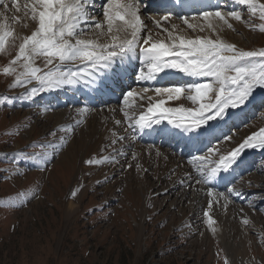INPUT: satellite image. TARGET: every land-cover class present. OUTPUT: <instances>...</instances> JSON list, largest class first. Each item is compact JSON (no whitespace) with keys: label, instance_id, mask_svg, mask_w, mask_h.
Returning a JSON list of instances; mask_svg holds the SVG:
<instances>
[{"label":"rangeland","instance_id":"1","mask_svg":"<svg viewBox=\"0 0 264 264\" xmlns=\"http://www.w3.org/2000/svg\"><path fill=\"white\" fill-rule=\"evenodd\" d=\"M25 2L20 0L21 8ZM221 5L218 10L222 12H241V21L228 17L231 29L223 25L216 33L207 29L203 33L198 29L193 31L183 26L174 14L167 27L171 30L172 22L180 24L183 34L191 38L208 34L212 38L219 36L238 50L264 48V33L259 31L264 21L259 19V10L252 16L247 5L234 2L232 6L224 1ZM6 14L20 17L19 23L10 21L14 35H30L35 30V23L26 18L23 11L15 13L10 7ZM161 15L156 12L153 16L157 19ZM146 24L153 33L157 32L152 22ZM15 54V49L11 54L0 53V99L8 98L0 104V264H224L225 258L228 264H264V212L259 211L264 209V149H245L238 166L229 172L228 184L217 181L218 188L214 185L213 197L202 195L200 199L201 191L207 193L209 185H198L195 179H188L189 175L197 176L193 156L206 154L213 146L226 153L243 138L264 127V89H257L242 111L231 110L233 114L225 119L224 127L222 121L211 122L214 130L209 132V138L208 133L201 137V144H190L181 135L162 136L167 132L164 131L168 126L166 121L154 134L140 132L135 142H131L130 137L121 142L120 136L131 133V129L124 132L127 121L120 111L124 107L123 96L111 105H96L88 88L86 91L80 88L78 95L76 90L72 92L74 89L64 87L54 90V98L49 93L53 98L51 103L42 98L44 94L49 96L48 92L32 100L24 99L26 88L34 86L35 81L26 88H13L15 76L2 71ZM36 65L43 67V61L38 59ZM63 96L71 100L77 97L80 102L58 107V99ZM131 102L136 109L146 110L147 105L141 104L139 97ZM180 103L192 106L186 100L166 103V106L178 107ZM85 106L89 111L81 116L78 109ZM61 111L65 112L64 118L57 114ZM93 112L99 118L107 117L106 121L113 124L110 142L117 140V143H104L105 149L101 146L100 151L88 145L71 148L78 133L73 129L74 123L79 120V127L86 126ZM60 118L65 120L62 124H59ZM117 120L123 123L117 125ZM69 129L70 133L65 135ZM52 132L56 135H50ZM230 133L233 139L225 141L223 137ZM145 137L147 141L143 140ZM48 142L54 144L55 151L46 147ZM108 145L125 154L118 155L108 149ZM148 146L177 161L171 177L179 186L170 194L173 183L166 181L168 176L162 173L154 157L148 158L145 174L140 173L143 175L140 179H124L129 165L137 159L136 154ZM45 151L54 159L44 170L38 168L36 159L25 158ZM250 153L253 154L251 159L247 157ZM105 157H109L107 162ZM90 158L104 160L106 164L88 165L85 161ZM79 183L82 187L79 186L77 196L71 198V192ZM229 187L236 191L229 194L226 191ZM221 192L229 199L220 197L216 203L227 201L228 210L224 209L221 214L220 227L214 224L209 227L203 213L209 211V215L216 218V203L212 209H208L207 203ZM71 202L73 211L69 210Z\"/></svg>","mask_w":264,"mask_h":264},{"label":"snow or ice","instance_id":"2","mask_svg":"<svg viewBox=\"0 0 264 264\" xmlns=\"http://www.w3.org/2000/svg\"><path fill=\"white\" fill-rule=\"evenodd\" d=\"M235 2L247 5L252 16L259 10V19L264 21V3H258V0ZM95 4L96 0H26L21 8L18 0H10V4L0 0V7L4 9L0 12V53L11 54L12 49L16 50L2 71L5 75L15 76L13 88H26L35 81L34 86L26 88L24 99L32 100L39 94L80 84L100 90L106 79L117 74L118 64L121 70L126 71V62L138 58L140 68L135 79L147 86H141L139 91L130 89L123 94L124 107L120 111L127 121L124 132L131 129V133L120 136L119 141L130 137L131 142H135L138 133H148L166 121L171 128L164 131L181 135L195 145L203 143L201 137L214 130L211 122L224 121L233 114L231 110L242 111L251 102L255 91L264 89V48L244 51L238 50L234 44L225 43L219 36L187 37L180 24L172 23L171 30L165 27L172 20L171 15L154 19L152 23L159 31L153 33L141 18L143 0H104L101 4L102 20L97 19ZM10 7L15 13L23 11L24 16L35 23V30L30 35H14L12 23H19L20 17L15 14L9 17L6 13ZM228 17L242 20L240 11L225 13L220 10H203L191 17L177 14L176 19L193 31L198 29L203 33L207 29L216 33L223 25L229 29L233 27ZM259 31L264 33V24L259 25ZM161 33H166V37L157 38ZM38 59L43 61V67L36 65ZM167 70L203 78L204 82L153 87L151 82L161 74H167ZM150 91L159 99L147 95ZM136 97L147 101L146 110L140 111L138 116L131 102ZM182 97L192 106H166L167 102L180 101ZM7 99V96L0 99V104ZM88 111L87 106L78 109L81 116ZM115 123L121 125L123 121ZM50 135L55 136L56 133ZM223 139L231 141L233 135L227 134ZM111 143L115 145L117 140ZM46 147L55 151L52 142H48ZM256 147L264 149V127L243 138L226 153L213 146L207 149L206 154L193 156V161L197 162V176L189 175L188 179H195L198 185H209L207 194L213 197L215 182L224 180L225 174L238 166L245 149ZM113 151L118 155L125 154L119 149L114 148ZM132 155L135 159V154ZM25 158L36 159L38 168L44 170L54 156L45 151L36 157ZM104 160L90 158L85 163L98 165ZM79 190H73L71 196L76 197ZM226 191L231 194L236 190L229 187ZM236 194L239 195L238 192ZM220 197L229 199L225 193H218L216 198L208 201V209ZM259 211L264 212V209ZM203 215L211 227L214 221L209 211H204ZM224 264H228L226 258Z\"/></svg>","mask_w":264,"mask_h":264},{"label":"bare ground","instance_id":"3","mask_svg":"<svg viewBox=\"0 0 264 264\" xmlns=\"http://www.w3.org/2000/svg\"><path fill=\"white\" fill-rule=\"evenodd\" d=\"M176 1L177 0H167V2L165 4L167 6H169L170 4H172V3L176 2ZM220 1L221 0H196V4H194L195 6H193V8L191 10L187 9V11L184 12V13H182L181 15H187V16H190L191 15V16H195V15H198V12L203 11V10H217V8H221L222 1L221 2ZM6 2L10 4V0H6ZM18 2L20 3V0H18ZM103 2H104V0H96L95 12H96V15H98V16H102V13L100 11L101 10L100 4L103 3ZM148 6H149V4H146V5H142L141 6V18L145 21V23L152 22L154 20V18H155L153 15L156 12L162 13L161 17L163 15H171V12L168 9H161V8H155V7H151V6L148 7ZM184 6L185 5H182L181 7H178V9L181 10V9L184 8ZM236 8H235V10H236ZM97 19H99V17H97ZM157 19H160V17L157 18ZM190 22H192V23H203V21H190ZM167 26H168V24L165 25V27H167ZM183 26H186V25H183ZM155 30L156 31H159L156 28H155ZM160 37L161 38L166 37V33H161V36ZM124 68L126 69V71L121 70L120 69V65L118 64L117 65V74H114L110 78L106 79L105 80V83H104V86L100 90H96L95 88L89 87L88 85H84V84H80V85H78L76 87H68V88L74 89V90H72V92H75V90L78 92V90L80 88H82L83 90L86 91V88H88L89 89V95H90L91 98L94 99L96 105L97 104L111 105V103H113L115 99H117L119 97H122L123 94L126 93L128 90H130V89H136L137 91H139V88L141 86H147V85H141L135 79V75H136V73L138 72V70L140 68V62H139V59L138 58H134V59H131L128 62H126V64L124 65ZM176 82L190 84V83H194V82H204V79L203 78L187 77V76H185L182 73L176 72L175 70H167V74H161L158 77V79L156 81H154V82H151V84H152L153 87H155V86H172V85H176ZM159 84H162V85H159ZM79 92H78V95H80ZM45 93H47V92H45ZM49 93H50V95L51 94L53 95V98H54V95H56L54 93V91L48 92V95H49ZM50 95L49 96H46V94H44V97H42V98L44 100H46L47 103H51L52 100H53V98ZM147 95L153 96L154 99H159V97H155L154 92H151L150 91ZM84 97L85 96H83V98ZM51 98H52V100H50ZM165 99H166V97H165ZM181 100H184L185 101L186 99L184 97H182ZM78 102H80V100L77 97L75 99H72L71 100V99H67L66 96H63L60 99H58L57 106L58 107H64V106H66L68 104H77ZM140 102H141V104H144L145 106L147 105V103H145V102H147L146 100H141L140 99ZM172 102L174 104V102H178V101H169L167 103H170L171 104ZM63 111H61L60 113H57V114H59L61 116V118H64L65 117V116H63L64 113H65ZM140 111L141 110L136 109V115L137 116L139 115V112ZM87 113L88 112H86V114ZM91 116H92L91 117V120L88 122V124L86 126H83L82 125V127L81 126L79 127L78 125L81 123V121H80L79 124L74 123L75 125L73 126V129L78 130V133L76 134L75 138H73V141L75 143L73 142L71 144V148H75L76 145H79L80 147H82V146L85 147L86 145H88V147H90V148L93 147L95 150L100 151V150H102V147H103L102 145L104 143L106 144L107 142H110V140L112 139L110 133H112L111 132V129H113V127L111 128V126L113 124L111 125L109 122L106 121V120H108V118L107 117L105 118V116L102 117V118H99L98 117V114L96 112H93V115L91 114ZM61 118L59 119V124H62L61 122L64 120V119H61ZM227 121H228V119H227ZM225 122H226V120L222 121L221 122L222 123L221 125H223V123L225 125ZM224 125H223V127H224ZM156 128H158V126H155L153 130H151L150 132H148V134L149 135L150 134H154V132H155L154 130H156ZM167 128L170 129L171 126L168 125ZM216 129H217V127H216ZM112 131H114V130H112ZM68 133H70V131H65V135H67ZM145 134H147V133H145ZM159 134L161 135V133H159ZM167 134H168V136L171 135L169 132H166L165 135H162V136H167ZM209 135H211V134L208 132V134L206 135V137L209 138L208 137ZM145 138L143 140L144 141H147V138L146 139ZM111 142L110 143H107V144H112ZM110 148H109V145H108V149H110ZM110 150L113 151V148H111ZM109 155H110V153H109ZM136 155H137V159H135L136 162L134 161V162L131 163V166L127 170V173L124 175V179L126 181H129V180L131 181L133 179H140L141 176H143L142 174H145L143 172H144V169L147 168L148 158L149 157H151V158L154 157V159H157L158 160V163H159L158 166L160 167V170L162 171V173L166 174L165 176H168V177H166L167 178L166 181H169L170 183L171 182L173 183V186L170 189L171 191H168V193L170 194L172 191H174L176 189L177 185L179 186V184H177V185L174 184V177L173 178L171 177V174L173 173V172H171L172 169L177 167L176 166L177 165L176 164V162H177L176 159H175V161H173L172 159H169L168 156L165 154V152H163L161 150H158V149H155L154 147H151V146H148V147L144 148L142 151H140ZM252 156H253V154L250 153L247 157H249V159H251ZM111 157H110V159L112 160L113 158H111ZM247 157H245V160L248 159ZM105 161L107 162V160H105ZM106 162H105V164H106ZM114 162H115V160H114ZM243 163H245V161H243ZM101 165H103V164H101ZM108 169H109V167H108ZM183 171H184V169H183ZM140 173H142V174L140 175ZM181 174H180V176H181ZM184 179L186 180V178H184ZM230 179H231V173H227V174H225V179L224 180H217V181H218V183H219V181H221L224 184H228V182H229ZM183 180H181L180 183H182ZM166 181H163V182L166 183ZM217 181L215 182V186L218 188ZM79 186H81L80 183L78 184L77 187L75 186V189H73V190H76L77 188H79ZM205 192H206V190L201 191L202 194H200V196H201L200 199H202V195H208ZM70 197H71V194H70ZM72 202L69 203L70 204L69 205V210H72L73 211V209H74L73 205L74 204H72ZM227 207H229L227 201L226 202H222L221 201L220 203H216V205L214 207V210L217 209V212L215 213L216 218L213 219V221H214V223H213L214 224V227H217L221 223V221H222L221 220L222 219L221 214L224 211V209H225V211L228 210ZM218 227H220V226H218Z\"/></svg>","mask_w":264,"mask_h":264}]
</instances>
